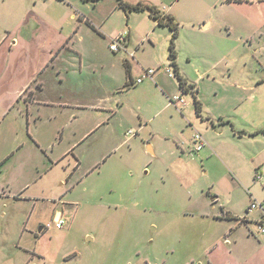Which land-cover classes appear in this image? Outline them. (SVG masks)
I'll return each instance as SVG.
<instances>
[{"label": "rangeland", "instance_id": "obj_1", "mask_svg": "<svg viewBox=\"0 0 264 264\" xmlns=\"http://www.w3.org/2000/svg\"><path fill=\"white\" fill-rule=\"evenodd\" d=\"M226 1L174 0L172 11L182 18L176 20L180 30L213 20L210 33L195 40L202 44L201 54H196L192 63L210 68L198 98L207 112H228L238 122L247 119L243 114L249 107L237 102L230 82L264 78V32L261 38L245 39L249 27L238 21L237 15L259 14L263 19L259 24L263 23L264 0ZM164 4L169 3L164 0ZM228 16L236 18V30L245 29L241 44L236 42L232 52L235 42L230 38L237 39L239 32L231 27L227 36L222 22ZM182 33L184 39L190 35L187 30ZM103 56V60L110 58ZM125 93L123 89L115 98H125ZM183 96L193 101L189 93ZM5 99H1V106ZM1 106L0 264H264V234L256 224L237 226L233 230L237 235L229 237L227 244L221 235L225 224L214 218L226 200L221 196L225 191L230 190L235 206L242 208L244 197H248L246 189L261 200L258 198L264 196V186L257 183L254 188H235L220 179L226 171L222 165L212 158L203 159L201 152H190V134L195 130L203 133L195 121L192 127L188 124L189 131L180 126L178 132L171 133L167 129L168 112H164L152 122V128L145 127L126 142L124 117L128 112L123 110L113 117L112 130L102 125L85 134L88 129H81L76 148L81 156L78 168L73 169L71 156L49 168L50 161L44 164L35 154L25 111L2 113ZM252 108L250 124L263 115V111L253 112ZM38 131L49 145L48 154L55 155L58 145H50L60 132L54 122L40 124ZM252 139H236L224 145L244 176L254 181L251 158L264 162V135L257 138L258 142ZM241 152L247 163L238 160L244 159ZM68 161L64 170L62 166ZM212 181L217 182L215 187ZM58 191H62L60 196L55 195ZM19 192L23 197L16 199ZM35 193L41 196L38 200H23ZM215 195L219 201L214 202ZM55 210H67L72 222L63 229L38 234L39 226L52 222Z\"/></svg>", "mask_w": 264, "mask_h": 264}, {"label": "crops", "instance_id": "obj_2", "mask_svg": "<svg viewBox=\"0 0 264 264\" xmlns=\"http://www.w3.org/2000/svg\"><path fill=\"white\" fill-rule=\"evenodd\" d=\"M126 1L145 2L155 6L161 14L171 15L174 21L182 19L172 11L174 0H167L168 6L164 4V0ZM235 19L234 16L223 19L222 27L228 29L227 36L231 34ZM237 19L244 21L249 27L244 29L245 39L262 37L264 22L259 24L263 21L259 14L239 13ZM212 24L213 20L208 23L202 20L192 23L188 29L180 30L178 26L175 40L176 63L181 76L195 90L184 92L178 79L169 76L164 70L170 67L174 73L168 60L171 31L166 25L159 24L147 11H131L126 14L119 7L118 0H0V106L1 99L6 98L1 111H25L27 131L38 158L44 164L49 160L48 167L52 168L71 156L73 169L81 164L80 153L76 151L81 129H88L85 134L102 125L112 130L113 117L127 110L124 117V125L127 127L124 130V141L130 142L137 137L138 131L147 126L152 128V122L168 112V132H178L180 126L187 130L188 124L192 127L193 121L202 128L203 133H200L207 136L206 139L203 135L206 146L195 151L191 141L192 132L189 151L201 152L203 159L212 158L222 165L226 171L220 179L228 181L235 188H254L260 183L255 180V174L254 181L244 176L239 163L229 154L224 142L243 138H253V142H258L257 138L264 135V102L259 101L264 100V78L230 82L236 90L237 102L249 107L244 112L245 116L243 114L244 118L247 117L246 120L238 119L237 122L228 112L212 113L204 109L198 94L199 89H202L201 83L208 80L206 76L210 68L196 66L192 62L196 54H201L202 44L195 41L197 36L203 38L204 34L210 33ZM124 30L128 31L125 48L117 52L111 51L108 46L110 40ZM185 30L190 35L184 39L182 31ZM239 30H233L239 32L237 39L230 38L231 42H235L232 46L231 43L229 45L231 52L236 42H242L244 30ZM101 53L110 58L103 60ZM147 68H155L156 71L151 78L145 77L137 83L136 80ZM123 89L126 92L125 98H115V93ZM180 93H189L192 99L196 96L202 106L200 115L196 113L194 99L191 102V99L187 100L183 96L185 104L181 106L167 102L169 97ZM251 107L253 112L263 111V115L257 122L250 124L248 118H253ZM46 121H53L56 131L60 132L59 137L56 136L57 140H53L50 145L53 148L58 145L53 156L46 151L49 145L38 131L39 125ZM128 129L135 130L134 136L127 134ZM67 130L72 131V134L67 135ZM65 142L67 144L61 150L60 146ZM148 147L151 151V147ZM241 153L244 159L238 160L247 163L246 155ZM11 157L12 155L3 160L2 165ZM256 161V158H251L250 170L254 173L255 167L262 164ZM69 162L71 161L62 166L63 169ZM71 174L66 176V181ZM216 183L212 181L211 185L215 187ZM246 190L248 197H244L246 202L242 208L235 206L230 190L221 194L222 197L226 196V200L220 212L214 214V218L225 224L221 235L227 244L231 242L229 237L235 234V238L237 235L233 232L237 226L248 227L249 223L257 225L260 218L257 210L247 211L254 195L251 189ZM61 192L58 191L55 195L60 196ZM219 195L214 196V202L219 201ZM22 197L19 192L16 199ZM38 197H41L40 194L35 193L23 200H38ZM258 199H264V196ZM59 211L69 218V223L72 222V216H67V210H55L52 219ZM46 232L43 225L39 226L38 234Z\"/></svg>", "mask_w": 264, "mask_h": 264}, {"label": "built area", "instance_id": "obj_3", "mask_svg": "<svg viewBox=\"0 0 264 264\" xmlns=\"http://www.w3.org/2000/svg\"><path fill=\"white\" fill-rule=\"evenodd\" d=\"M127 35H128V31L124 30L121 33H119L117 36L112 38L108 45L109 49L113 52H117L121 49H124L127 42ZM164 70L169 76H174V73L170 67H167ZM155 71H156L155 68L145 69L143 71V75L140 78H138L136 82L139 83L145 77L151 78L155 73ZM169 102L174 106H181L185 104V99L182 93H180L169 97ZM127 134L133 135L135 134V130L129 129L127 131ZM191 141L193 143L195 151L201 150L207 144L204 136L198 131H195L193 133L191 137ZM254 177L257 182H260L261 184L264 185V162L256 168ZM253 210H257L260 214V218L257 223V230L260 233H264V199L257 200L255 198H252L247 207V211L249 212ZM68 222H69V218L66 217L64 213L59 211L55 213L51 223L49 222L43 225V229L45 231H49L51 228L62 229Z\"/></svg>", "mask_w": 264, "mask_h": 264}, {"label": "trees", "instance_id": "obj_4", "mask_svg": "<svg viewBox=\"0 0 264 264\" xmlns=\"http://www.w3.org/2000/svg\"><path fill=\"white\" fill-rule=\"evenodd\" d=\"M118 5L120 8L123 9L126 14L131 11H147L151 17L158 20L159 24L166 25L170 29L171 36L168 44V60L170 65L173 67L174 76L178 79L179 86L184 92L195 91L193 90V85L187 84L178 70V66L176 63L177 51L175 47V40L178 36V23L174 21L173 17L171 15L161 14L155 6L147 4L145 2L139 1L135 3H130L126 0H118ZM193 99L196 113L200 115L202 107L201 103L195 95Z\"/></svg>", "mask_w": 264, "mask_h": 264}]
</instances>
